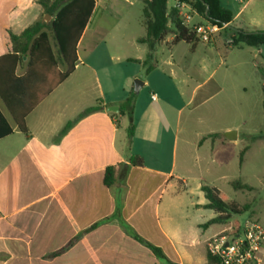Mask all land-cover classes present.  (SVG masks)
Instances as JSON below:
<instances>
[{
	"label": "crops",
	"instance_id": "obj_1",
	"mask_svg": "<svg viewBox=\"0 0 264 264\" xmlns=\"http://www.w3.org/2000/svg\"><path fill=\"white\" fill-rule=\"evenodd\" d=\"M39 1L0 0V56L13 50L10 33L20 34L40 21L44 9ZM95 2L78 43L79 62L74 72L26 117L29 136L18 130L0 106L14 129L12 135L0 140V264H168L134 234L162 249L172 264H210L208 241L226 231H239L250 219L204 226L216 213L206 207L208 200L202 187L211 184L203 175L226 161L209 151L199 152L207 137L216 136V132L197 134L198 140L192 143L187 138V144L198 150H185L183 164H178L184 113L197 93L196 87L189 96L191 70L183 60L194 53L198 43L172 45L173 37H168L150 51L138 42L147 34L143 15L145 34H132L127 41L118 39L120 25L113 18L122 19L140 1ZM186 10L189 13L190 6L183 4L180 14ZM242 12L243 8L231 23L235 32H261L246 30L245 24L235 25ZM193 13L194 21L198 17L207 23ZM223 33L228 38L234 36V32L224 30L214 36L213 42L216 36H224L228 44ZM103 45L101 61L98 54ZM181 46L186 49L179 52ZM257 49L260 56L261 48ZM148 55L151 60L144 64ZM23 60L18 76L26 72L28 57ZM106 60L137 65L138 71L129 79L139 78L141 73L146 76L135 80L131 89L127 86L111 94L101 78V73H109ZM261 65L257 64L258 68H263ZM218 82L216 92L226 93L223 80ZM247 90L244 86L241 93ZM259 92L263 100V83ZM130 93L139 95L131 140L129 118L108 110L121 108ZM98 104L102 110L78 119ZM70 122L74 124L62 134ZM225 136L237 143L240 130L228 128ZM166 140L170 141V151ZM133 156L141 157L143 166H132ZM108 167L115 169L116 182L111 188L104 183ZM75 238L79 239L68 251L51 257ZM258 258L259 264H264V245Z\"/></svg>",
	"mask_w": 264,
	"mask_h": 264
},
{
	"label": "rangeland",
	"instance_id": "obj_2",
	"mask_svg": "<svg viewBox=\"0 0 264 264\" xmlns=\"http://www.w3.org/2000/svg\"><path fill=\"white\" fill-rule=\"evenodd\" d=\"M221 2L224 7L232 11L234 16L243 8V12L236 17L235 25L245 24L246 30L264 31V0H221ZM140 3L122 19L118 20L119 16L113 18L120 25V32L116 33V38L124 37L127 41L132 34L133 36L145 34L141 25L144 3ZM174 3L171 1L169 7ZM189 13L194 14L191 7ZM46 15H42L41 22ZM52 20L53 17L49 19L48 24ZM195 23H202V20L197 17L191 27ZM223 35L226 36V33ZM215 38V43L213 41L210 44L198 42L194 53L190 52V55L183 60L184 66L191 70L188 74L189 96L196 87L197 93L184 113V127L178 143V164L179 166L183 164L182 154L185 150H189V153L198 150L197 147L187 144V138L192 143L198 140L197 134L211 130L216 132L217 136L207 137L199 153L209 151L214 153L218 160L222 159L226 162L214 172L205 173L203 175L206 176L205 181L223 191L230 202L235 201L241 205L250 206L249 211L233 216L232 220L242 223L250 219L264 227V99L262 100L259 92L260 85L264 84V48L260 49L259 56L257 48L234 46L227 36L228 44L224 36ZM52 42L56 51L53 38ZM185 47L181 46L178 51H184ZM104 49L103 45L98 54L101 61L104 59ZM80 53L83 55V49ZM106 64L109 73H101V78L111 94H118L127 86L131 89L135 80H141V77L146 76V73H141L139 78L129 79L132 73L138 71V66L135 64L107 60ZM257 64H262L263 68H258ZM163 71L157 72L158 76ZM226 73L227 76H225ZM222 80L226 93H218L215 90L216 82L219 83L218 81ZM244 86L248 89L247 93H241ZM166 91L168 92V89ZM131 96L136 101L139 95L130 93ZM0 106L7 114L1 102ZM228 128L240 130V139L237 143L225 136V130ZM166 141L170 151V141ZM246 147L248 150L245 151L241 160V154ZM193 174L199 176L200 173ZM236 182L250 186L251 190H236L233 186Z\"/></svg>",
	"mask_w": 264,
	"mask_h": 264
},
{
	"label": "trees",
	"instance_id": "obj_3",
	"mask_svg": "<svg viewBox=\"0 0 264 264\" xmlns=\"http://www.w3.org/2000/svg\"><path fill=\"white\" fill-rule=\"evenodd\" d=\"M144 3L143 24L146 27V37L138 40L146 44L150 51L156 45L164 42L168 37H173L172 45L186 43L195 45L199 42L193 29L185 25L180 7L183 4L190 6L205 21L216 24L220 27L228 25L226 31L234 32V46H248L253 48H264V31L244 32L236 31L231 26L234 15L231 10L222 5L221 0H138ZM174 5L169 7V3ZM44 14L53 17L50 24L37 21L20 34L10 33V41L13 50L0 56V102L8 112L18 130L29 136L26 126V117L31 111L53 90L64 82L75 70L79 62L77 49L78 43L92 16L96 2L95 0H40ZM55 41L54 50L50 35ZM24 57H28L26 72L23 76L17 75V69L23 63ZM151 60L147 56L144 64ZM138 62V60H131ZM64 70L60 71L59 68ZM153 70L148 68L147 73ZM101 102V101H100ZM101 105H95L81 113L78 119L102 110ZM135 99L129 97L120 108L119 115L129 118L128 138L131 140L135 135L134 124ZM116 115V114H113ZM74 124L70 122L62 134ZM14 132L8 119L0 109V140L12 135ZM217 136V135H216ZM246 149L241 154V160ZM132 166H143V159L133 156L130 159ZM116 182L114 167L106 169L104 183L111 188ZM236 190L248 189L251 187L241 182L233 184ZM203 192L208 200L206 207L216 213V217L208 222L205 227L213 224L228 223L235 215H241L250 210L248 204L241 205L235 201H229L227 195L220 189L204 185ZM238 225V223L236 222ZM95 225L92 228H95ZM134 237L152 250L154 255L163 262L172 264L165 256L162 249L156 247L139 235ZM79 238L73 239L63 249L52 254L51 257L59 256L75 245ZM210 264H216V259L208 253Z\"/></svg>",
	"mask_w": 264,
	"mask_h": 264
},
{
	"label": "built area",
	"instance_id": "obj_4",
	"mask_svg": "<svg viewBox=\"0 0 264 264\" xmlns=\"http://www.w3.org/2000/svg\"><path fill=\"white\" fill-rule=\"evenodd\" d=\"M185 25L191 27L194 17L182 14ZM212 23H195L191 28L199 42L210 44L214 36L226 30ZM230 42L233 40L230 38ZM156 100V95L153 96ZM264 245V227L254 221H246L237 232H223L208 241V253L216 259V264H259L258 253Z\"/></svg>",
	"mask_w": 264,
	"mask_h": 264
},
{
	"label": "water",
	"instance_id": "obj_5",
	"mask_svg": "<svg viewBox=\"0 0 264 264\" xmlns=\"http://www.w3.org/2000/svg\"><path fill=\"white\" fill-rule=\"evenodd\" d=\"M48 18L50 19V18H52V16L47 14L45 19L42 20V23H47L48 24L49 23V19ZM108 110H109V112H112V113H119L120 108L117 107V106H114V107H110Z\"/></svg>",
	"mask_w": 264,
	"mask_h": 264
}]
</instances>
